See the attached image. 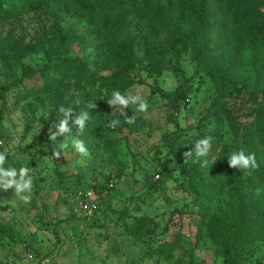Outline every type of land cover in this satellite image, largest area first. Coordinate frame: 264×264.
<instances>
[{
    "label": "rangeland",
    "instance_id": "374dc122",
    "mask_svg": "<svg viewBox=\"0 0 264 264\" xmlns=\"http://www.w3.org/2000/svg\"><path fill=\"white\" fill-rule=\"evenodd\" d=\"M82 1L94 10L106 2ZM154 3L162 11L159 25L140 19L118 23L116 31L127 33L129 61L111 66L107 52L94 46L101 32L66 5L54 27L52 19L26 12L27 0H0L6 16L0 20V152L7 153L5 169L27 167L32 171L25 179L33 180L32 199L25 204L14 188L5 190L7 178H0V264H223V239L248 219H264V182L249 177L244 184L224 183L241 171L228 166L231 154L248 155L242 127L264 119V51L252 48L247 58L234 59L224 38L221 0L205 12L199 0ZM18 14L20 24L12 17ZM193 23L200 53L189 41L190 30L177 32ZM214 27L222 35L212 34ZM213 58L228 66L231 78L256 83L257 103L219 96V82L206 68ZM65 60L89 72L79 75ZM16 79L22 82L4 91ZM58 83L63 86L56 90ZM117 90L139 95L147 112L129 105L121 115V106L112 105L101 124L85 122L82 133L70 121L68 149L60 150V143L47 148L63 119L60 106L72 108L75 117L89 104L108 102ZM180 93L174 104L166 97ZM218 97L239 127L212 108ZM112 120L119 124L107 127ZM72 137L84 142L88 156L76 152ZM206 137H212L206 157H184ZM255 161L249 170L264 173V156ZM162 166L172 174L156 180ZM78 190L96 198L97 213L89 221L72 217ZM140 218L150 223L136 239L125 227ZM237 264H264V240L248 242Z\"/></svg>",
    "mask_w": 264,
    "mask_h": 264
},
{
    "label": "trees",
    "instance_id": "16d2710c",
    "mask_svg": "<svg viewBox=\"0 0 264 264\" xmlns=\"http://www.w3.org/2000/svg\"><path fill=\"white\" fill-rule=\"evenodd\" d=\"M199 1L204 12L210 9L214 3V0ZM221 2L224 6L226 18L224 38L231 48L234 59L247 58L252 48L264 51V0H221ZM61 4L66 5L69 9L74 11V13L83 18L95 31L101 32L103 35L101 43L94 46L107 52L111 66H119L120 64L125 66L128 65L129 61V52L124 47V40L125 37H127V33L116 31L119 22L140 19L142 21L149 20L159 25L162 20L161 7L158 3L151 4V0H141L139 3H134V1L125 3V1L122 0H106L105 5H101L99 10L90 9L82 0H27L28 9L26 12H34L35 14L44 16L45 19H52L54 21L52 26L55 27L57 17L60 16L63 10ZM4 17H6L4 14H0V20ZM12 17L15 19L16 23H21L20 14ZM178 29L179 28H176V30ZM189 30V41L192 43L196 52L200 53L199 36L194 34V31L197 30L195 23L187 29L180 28L177 32L182 33ZM211 33L214 35H222L216 27L212 29ZM2 45H4V43L0 41V47ZM65 65L73 69L79 75L89 72L85 66L75 60H65ZM175 65L177 68V58L175 59ZM206 68L213 70L214 73L208 71V74L219 82V96L223 94L228 96L235 95L237 98H240L242 103H257L259 94L254 81L231 78L227 73L228 66L224 65V63H221L216 58L213 63L207 65ZM215 72L216 74L218 73L219 76H217ZM179 74L187 85L189 79L185 78L180 70ZM21 82L22 79L12 81L10 85L4 88V91H9L11 88L18 86ZM131 84L133 83H129V85ZM61 86H63V83H58L55 85V89L57 90L61 88ZM241 92H243V94H241ZM182 94L183 93H180L173 98L169 96L166 97L174 104ZM211 106L221 111L222 114L227 116L230 122L239 127L234 115L231 111H228L222 106L219 97L213 101ZM110 108L111 106L108 105L107 101H102L95 105L94 108L85 109L84 111L89 113L86 123L94 125L101 124L106 118ZM241 130V137L243 144H245L246 154H254L255 157L264 156V119H262L261 122L256 120L248 127H242ZM63 140L64 136L57 137L55 141L51 140L48 142L47 148L50 149L52 145L59 144ZM166 140L169 142V151H172L175 147L172 136L167 137ZM254 140L258 142L260 148L254 146ZM171 174L170 170L162 166L161 170L156 175V180H159L160 176L167 177L171 176ZM249 177L259 182H264V173L262 171H252L249 169L246 171L241 169L239 173H232L224 183L226 186L238 183L244 184ZM72 217L75 218V216ZM261 221H264V219H260V217L248 219L242 223L236 231L231 232L223 239V264H237L241 251L248 242L253 240H264V231L261 229ZM149 223L150 221L148 218H140L135 221L134 227L129 226L125 227V229L128 235L137 239L140 238L141 232H143L144 228H146Z\"/></svg>",
    "mask_w": 264,
    "mask_h": 264
},
{
    "label": "clouds",
    "instance_id": "9594fccd",
    "mask_svg": "<svg viewBox=\"0 0 264 264\" xmlns=\"http://www.w3.org/2000/svg\"><path fill=\"white\" fill-rule=\"evenodd\" d=\"M119 104L121 106L120 113L124 115V109H127L129 105H138L136 111L140 113H145L148 110V104L145 100H143L139 95H122L118 90L113 91L112 98L108 101V105H116ZM94 104H89V108H94ZM59 112L63 115V119L59 121L58 124H55L56 132H52L50 139L55 141L58 136H64V140L59 144L60 150H66L69 147V136L71 134V127L69 126V122L72 121L74 125L77 126L79 132H83L85 122L89 117V113L87 111H82L79 115L74 117L73 109L70 107L60 106ZM127 123H134V119L128 118ZM119 124L118 120L110 121L106 126L110 128H115ZM212 137H206L195 142V147L191 152H185L184 157L191 156L194 152L197 158L206 157L212 147L211 144ZM0 143H3L0 141ZM71 144L82 157L88 156V150L84 145V142L75 137L71 138ZM60 155L59 150L53 151V156L58 158ZM7 153L0 152V178H7L6 183L4 184L5 190L8 188H14L16 195L19 197L21 201L25 204L30 203L32 196V187L33 180L31 177L25 179L28 176V173L32 171L27 167H21L19 170L13 167H9L5 169L3 167L6 160ZM81 160L79 163H83ZM228 166L230 168L243 169L247 170L249 168L257 167L255 156L253 155H245L243 150L239 152H233L229 159L227 160ZM207 161L205 160L202 166L206 165ZM19 174V179H17V175Z\"/></svg>",
    "mask_w": 264,
    "mask_h": 264
},
{
    "label": "built area",
    "instance_id": "2783aa9c",
    "mask_svg": "<svg viewBox=\"0 0 264 264\" xmlns=\"http://www.w3.org/2000/svg\"><path fill=\"white\" fill-rule=\"evenodd\" d=\"M1 146L2 143H0ZM74 201H76V204L73 206V215L77 219L89 221L97 212L98 205L96 198L89 190L76 191Z\"/></svg>",
    "mask_w": 264,
    "mask_h": 264
}]
</instances>
